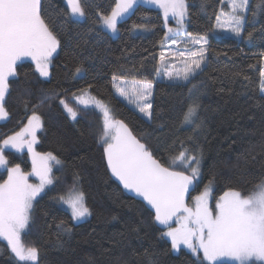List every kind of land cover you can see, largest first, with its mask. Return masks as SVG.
<instances>
[{
    "label": "trees",
    "instance_id": "1",
    "mask_svg": "<svg viewBox=\"0 0 264 264\" xmlns=\"http://www.w3.org/2000/svg\"><path fill=\"white\" fill-rule=\"evenodd\" d=\"M81 3L84 20L70 15L67 0H41L42 14L50 19L60 42L52 56L50 77L41 76L32 62L22 61L8 80L4 104L8 115L0 121V143L8 130L35 112L42 120L35 151L51 152L60 163L51 165L52 183L33 201L29 227L21 234L26 248L38 249V260L18 261L0 238V264H209L202 253L197 257L185 248L174 251L171 240L155 226L152 213L108 176L84 115L73 119L62 102L83 111L75 97L86 91L128 122L168 167L181 151L197 156L199 184L192 197L205 187H210L212 200L230 189L253 193L264 185V0H251L257 16L248 15L242 38L215 34L218 14L226 8L224 0H187L186 34L206 37L208 48L205 64L183 82L163 75L156 81L166 44L158 9L134 6L117 23L114 36L101 27L100 15H109L116 0ZM248 32L251 40L246 38ZM113 77L155 82L151 118L117 96ZM193 106L195 114L185 122ZM4 155L7 168L19 164L25 173L32 171L28 151L8 150ZM7 175L0 168V183ZM28 180L39 181L33 176ZM71 188L83 193L91 213L77 223L69 208L57 200Z\"/></svg>",
    "mask_w": 264,
    "mask_h": 264
},
{
    "label": "snow or ice",
    "instance_id": "2",
    "mask_svg": "<svg viewBox=\"0 0 264 264\" xmlns=\"http://www.w3.org/2000/svg\"><path fill=\"white\" fill-rule=\"evenodd\" d=\"M163 9L164 19L176 17L178 27L169 28V32L179 33L184 27L186 5L184 0H148ZM137 0H116L115 7L109 15H100L103 24L112 32H116L117 22L133 8ZM251 0H230V11L221 12L228 29L236 36H242L249 23L248 15L257 16V11L250 8ZM70 15L85 17V8L81 0H67ZM259 7V5H257ZM50 19L42 14L41 0H0V119L8 113L4 106L5 96L9 91L8 80L16 74L17 61L31 57L42 76L49 75V64L52 54L59 47V40L50 28ZM224 23L217 17V27L223 28ZM134 27H144L134 25ZM247 39H252V33H247ZM206 44L203 37L192 39L193 43ZM172 43H176L175 40ZM207 51L202 47L198 52L188 53L192 58L190 64L175 73L167 71L171 79L174 75L188 80L190 74L200 68L201 61ZM185 56L184 52L178 53ZM264 55V54H261ZM199 59H196V58ZM164 53H161V60ZM161 67L164 64L161 63ZM77 72L81 69L77 68ZM159 74V73H158ZM264 76V72L261 73ZM124 78L113 77L114 82ZM139 89L131 91L116 84L118 92L135 103L141 113L151 118L152 95L151 81H140ZM261 91L264 92V80L261 81ZM85 107L95 105L103 114L104 136L106 144L107 165L111 172L126 189L133 190L142 196L154 209V220L168 227L163 236L169 237L173 249L181 245L187 246L191 252L203 259L216 264L221 257H232L239 264H249L253 258L264 261V185L258 186L259 191L244 196L236 190H228L211 204V189L205 187L203 192L191 197L192 206L186 203L189 189L199 176V159L187 150L181 151L172 159V167H166L157 160L145 144L141 143L128 129L123 121L112 118L108 107L101 101L91 97L85 91L77 98ZM63 103V102H62ZM73 119L77 112L67 107ZM196 106L189 108L185 114V122H191ZM41 127L40 117L33 113L28 125L3 141L0 146V168L7 170V179L0 183V238L7 241L15 258L21 262H36L39 252L35 247L26 248L21 242V233L29 227L30 213L33 201L52 183L51 165L60 161L51 153H38L34 145L37 143L36 131ZM28 136L30 139H26ZM11 147L17 151L25 148L32 156V172L25 173L19 164L7 168L8 160L4 149ZM196 165L193 167L192 165ZM190 169L174 170L175 167ZM29 175L39 179L38 184L29 183ZM194 190V189H193ZM71 207L73 219L79 220L90 215L89 208L84 203L83 193H77L67 201ZM176 218L178 227H172L171 222ZM70 231V229H68Z\"/></svg>",
    "mask_w": 264,
    "mask_h": 264
},
{
    "label": "rangeland",
    "instance_id": "3",
    "mask_svg": "<svg viewBox=\"0 0 264 264\" xmlns=\"http://www.w3.org/2000/svg\"><path fill=\"white\" fill-rule=\"evenodd\" d=\"M225 4H226V8L221 10L218 14V17H220V20L222 23L225 24V26L223 28H218L217 27V22H216V26H215V34L217 35H223V36H229V37H235V38H242V36H236L233 32H231L228 27H227V23L225 22L224 20V17L221 16V12H224V13H227L230 11V0H224ZM184 3L186 5V16H187V0H184ZM139 4H144V5H147L149 7H152V8H155V9H158L161 14H162V17H163V20H164V25H165V28H166V44H165V47L163 49V53H164V59L163 61L160 59V63H159V72L161 73L156 81L158 79L161 78V76L163 75L166 79H169L171 81H175V82H183V81H187V80H184L182 77H176L175 75L170 79L167 74H166V71L165 69H167V71H171L173 73L177 72V71H180L182 70L186 64H190L191 61H192V58H190L188 56V53H191V52H198L202 47L204 48H208V39L206 37H203L204 40L207 41V43L205 44L203 40H201L200 43H193L192 42V39L195 38V39H199L200 37H195V36H190V35H187L186 34V30H187V23H186V17H185V21H184V27L183 29L177 33L175 31L173 32H169V28L171 29H176L178 27V24H177V19L176 17H173V16H169V18L167 20L164 19V15H163V9L159 7V5L157 4H153V3H149L148 0H137V3L133 5L136 6V5H139ZM131 10H129V12L127 14H125V16L121 19L118 20L121 21L125 18H127L129 16V14L131 13ZM70 11V9H69ZM73 17V16H72ZM75 19H78V20H84L85 17H73ZM117 22V23H118ZM101 27L108 31L109 33H111L112 35L116 36L118 34V30L116 32H112L110 29H108L102 22L101 20ZM117 29H118V26H117ZM243 35V34H242ZM175 40L176 43H172V41ZM58 51V48L56 50V52H54L52 54V56L54 54H56ZM180 52H184L185 53V56L181 57L178 55V53ZM263 57V63H264V55L262 56ZM206 58H207V51L205 52L204 54V59L201 61V64H200V68L205 64L206 62ZM196 59H199L198 57ZM22 61H30L34 64L37 72L40 74V71L37 69L36 67V62L35 60H33L31 57H24L22 58L21 60L17 61V63L19 62H22ZM52 57H51V60H50V64H49V68H48V71H49V75L48 76H43L44 78H49L50 77V74H51V66H52ZM161 63L164 64V67L162 68L161 67ZM199 68V69H200ZM199 69H196L195 72H193L192 74H190L189 78L195 74ZM263 72H264V66H263ZM42 76V75H41ZM11 77H9L10 79ZM188 78V79H189ZM263 80H264V76H263ZM140 81H148V80H138V79H128V78H124L123 81H120V80H117L114 82L115 84V92L117 94V96L122 100L124 101L126 104H128L130 107H132L133 109H135L140 115H142L143 117H145L146 119H149V117L145 116L144 113H141L139 111V108L137 107V105L133 102H131L127 97L125 96H122L118 90H117V87H116V84L117 83H120V86L121 87H124L126 90L128 91H131V89L133 87L139 89L141 87V85L139 84ZM155 82H152V84L154 85ZM264 94V92H262ZM84 93L82 94H79L75 97V100H76V103L78 104L77 106L79 107H82L83 108V111L82 110H78V109H75L71 106V103L70 102H63L64 104V107L65 105H67V107H71L72 109H74L76 112H77V116L76 118H78L79 116H81L82 114L84 115V117L86 118L88 124H89V130H90V136H91V139L92 141L94 142L95 146H96V149L98 151H101L103 152V149L106 147V144L103 142L102 140V137L104 136V126H103V114H102V111L96 107L95 105H89L87 107L81 105L79 103V100L77 99L78 97H81L83 96ZM89 95V94H88ZM90 96V95H89ZM99 101V100H98ZM149 102L152 104V95L151 97L149 98ZM66 111H67V108L65 107ZM110 111V110H109ZM68 112V111H67ZM36 114V113H35ZM110 114L112 116V118L116 121H120V118L116 115H114L113 112L110 111ZM33 115V113L29 114L28 118L26 119V121L24 123H18L15 127L11 128L10 130H8L6 132V134L8 135L7 138L11 137V136H15L16 133L18 132H21L22 129H24L27 125H28V121H29V118ZM38 115V114H36ZM70 115V114H69ZM39 116V115H38ZM71 116V115H70ZM40 117V116H39ZM75 118V119H76ZM4 119V118H3ZM3 119H0L3 120ZM40 122H41V126H42V120H41V117H40ZM41 129L38 128L37 131H36V134L37 132ZM1 137V136H0ZM6 138V139H7ZM26 139H30V137H27ZM3 143H0V146H2ZM8 150H11V151H15V152H18V153H23V152H26L28 151L27 148H25L23 151H17L16 149L14 148H11V147H7L4 149V151H8ZM29 152V151H28ZM30 153V152H29ZM30 156H31V153H30ZM103 156V155H102ZM32 157V156H31ZM9 166V165H8ZM3 169V168H1ZM32 171H30L29 173H31ZM189 173L191 174V172L189 171ZM35 177L34 175H29L28 178H31V177ZM37 178V177H36ZM199 179V176L198 178ZM39 183V181L37 182V184ZM33 184V183H32ZM259 191V188L256 189L254 192H257ZM253 192V193H254ZM77 193H81L79 191V189L77 188H71L70 191H68L66 194H63V195H59L57 197V200L58 202L69 208V211L71 212V207L69 205V203L67 202L68 200L74 198V196L77 194ZM251 193V194H253ZM243 195V194H242ZM250 195V194H248ZM248 195H244V196H248ZM217 200H212L211 198V204L212 206L214 207L215 205V202ZM189 206H192V199L190 200L189 202ZM32 212V210H31ZM31 214V213H30ZM72 214V213H71ZM84 218H81L79 220H76L74 219V222H79V221H82ZM179 224H178V221L176 223L175 226L173 227H178ZM25 231V230H24ZM23 231V232H24ZM167 230L165 231H162L163 233L167 232ZM22 232V233H23ZM21 233V234H22ZM166 237V236H165ZM169 238V237H167ZM170 239V238H169ZM180 248H185L187 249L188 251H191L190 249L187 248V246L185 245H181ZM179 248V249H180ZM174 251H178V249H174ZM201 253H202V250H201ZM205 262L209 263L208 261L205 260ZM220 262H229V263H234V264H239L238 261H236L234 258L232 257H221L219 258V260L216 262V263H220ZM249 264H264V261L262 260H258L256 258H253L251 261H249Z\"/></svg>",
    "mask_w": 264,
    "mask_h": 264
},
{
    "label": "water",
    "instance_id": "4",
    "mask_svg": "<svg viewBox=\"0 0 264 264\" xmlns=\"http://www.w3.org/2000/svg\"><path fill=\"white\" fill-rule=\"evenodd\" d=\"M120 121H123V123L125 125H127L128 129L132 132V134L142 142V140L140 139V137L134 132L133 128L129 125L128 122L124 121V120H120ZM28 136H26L25 138H27ZM144 144V143H143ZM102 155H103V161H104V165H105V169L108 173V176L114 181L116 182L121 188L122 190L129 196H131L134 200H137L139 202H141L151 213H152V216L154 218V209L151 207V205L148 204V202L140 195H138L136 192H134L133 190H130V189H126L123 185V183L116 177L112 174L111 172V169L108 167L107 165V158H106V153L103 149V152H102ZM157 160H159L155 155H153ZM160 161V160H159ZM161 162V161H160ZM163 164V163H162ZM166 166V165H165ZM168 167V166H166ZM174 170H177V171H185V170H179V169H174ZM186 174H190L189 172L185 171ZM198 184H199V181L196 179L195 182H194V185L190 187L189 189V198L186 200V203L189 205V202L191 200V197H192V194L197 190L198 188ZM194 189V190H193ZM177 223V219L174 218L173 221L171 222V226H175ZM154 224L155 226L161 230V231H165L168 229L167 226H164V225H160L158 222H156L154 220Z\"/></svg>",
    "mask_w": 264,
    "mask_h": 264
}]
</instances>
